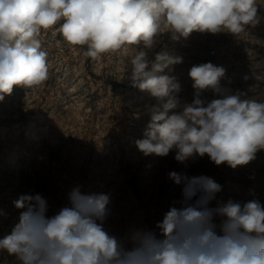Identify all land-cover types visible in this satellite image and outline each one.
I'll return each mask as SVG.
<instances>
[{"label":"clouds","instance_id":"obj_1","mask_svg":"<svg viewBox=\"0 0 264 264\" xmlns=\"http://www.w3.org/2000/svg\"><path fill=\"white\" fill-rule=\"evenodd\" d=\"M256 5L257 0H0V100L14 87H39L48 79L39 37L59 25L64 40L87 46L84 55L93 60L125 47L135 51L127 75L131 86L160 101L149 108L143 138L135 141L144 156L174 151L183 164L207 155L217 166L247 165L264 150V101L223 88L226 70L208 62L190 68L195 92L192 102H184L171 94L180 91L175 78L161 74L182 57L149 54L163 33L173 40L194 31L239 35L259 23ZM208 90L218 98L203 99ZM168 177L181 186V199L174 202L179 207H170L155 230L131 229L129 246L104 227L111 194H85L77 185L52 216L39 193L14 200L21 210L18 223L0 239V251L16 264H264V206L258 200H217L222 185L206 175L171 171Z\"/></svg>","mask_w":264,"mask_h":264},{"label":"rangeland","instance_id":"obj_2","mask_svg":"<svg viewBox=\"0 0 264 264\" xmlns=\"http://www.w3.org/2000/svg\"><path fill=\"white\" fill-rule=\"evenodd\" d=\"M259 23L243 33L192 32L173 40L161 34L157 52L182 57L164 73L180 85L178 96L192 102L195 89L189 76L193 65L212 63L226 72L221 86L244 98L264 101V0H257ZM47 53L48 79L39 87H14L0 100V239L18 223L13 201L24 194H41L48 216L68 204L69 191L110 193V215L104 227L125 242L131 229L155 230L164 214L181 199V186L169 179L175 171L189 177L206 175L222 185L217 200H258L264 206V150L235 169L215 165L205 155L186 164L166 157L144 156L135 146L150 121L149 108L160 101L132 87L128 79L135 51L123 49L93 60L87 46H71L59 25L39 37ZM202 98H218L210 90ZM216 206V201L210 205ZM219 222V221H217ZM0 264L16 258L0 251Z\"/></svg>","mask_w":264,"mask_h":264}]
</instances>
